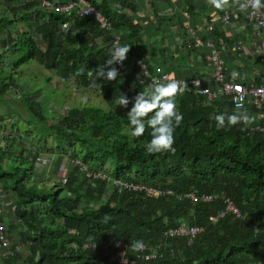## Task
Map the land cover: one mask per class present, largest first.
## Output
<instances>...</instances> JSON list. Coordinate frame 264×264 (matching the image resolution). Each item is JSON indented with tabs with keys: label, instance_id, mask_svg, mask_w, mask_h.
Segmentation results:
<instances>
[{
	"label": "trees",
	"instance_id": "16d2710c",
	"mask_svg": "<svg viewBox=\"0 0 264 264\" xmlns=\"http://www.w3.org/2000/svg\"><path fill=\"white\" fill-rule=\"evenodd\" d=\"M7 1L10 4L0 8V93L11 94L14 86L21 94L28 130L13 129L20 114L6 117L8 122L0 116V127H5V120L9 123L7 131H12L11 138L5 134L0 137V195L13 204L9 237L15 236L14 243L24 246L23 255L3 257V264H117L101 250L84 247L107 239L128 244L137 240L165 242L150 260H142L128 249L126 257L133 264H264V140L258 134L241 132L237 124H228L227 117L233 115L229 101H207L192 92L178 96L183 121L175 131L174 151L158 154H148L144 147L151 138L150 130L139 139L130 135L127 112L132 104L128 109L116 104L122 93L129 99L135 97L139 87L125 92L117 79L95 87L106 108L73 106L50 119L43 101L36 99L39 91L32 93L25 83L19 84L14 70L35 60L65 82L71 78L76 86L89 87L93 80L85 74L93 70L95 84L100 83L95 72L105 65L109 52L92 42L98 27L91 19L75 17L74 13L68 19L66 13L36 7L33 0L24 4L21 0ZM87 1L122 32L123 46L132 49L140 40L138 24L124 12L112 11L108 0ZM183 1L192 8V0ZM67 21L68 28L76 30L63 38L60 24ZM213 33L222 37L215 27ZM36 36L47 44L45 50L37 47ZM219 115L225 116L222 126L216 120ZM48 139L52 143L47 147ZM75 145L83 152L78 153ZM69 148L91 168L108 165V172L116 178L175 192L194 189L223 193L247 216L240 219L226 213L215 224L205 225L204 232L192 241L184 237L166 239L164 232L171 227L183 222L204 223L209 213L222 206L221 202L192 203L188 199L180 201L176 195L155 198L134 191L110 192L103 184L90 187L84 180L77 181L72 168L59 181L45 184ZM45 155L55 157L51 172L34 163ZM106 190L109 194L104 201L96 207L89 204L100 200ZM17 224L16 229L13 225Z\"/></svg>",
	"mask_w": 264,
	"mask_h": 264
},
{
	"label": "built area",
	"instance_id": "2783aa9c",
	"mask_svg": "<svg viewBox=\"0 0 264 264\" xmlns=\"http://www.w3.org/2000/svg\"><path fill=\"white\" fill-rule=\"evenodd\" d=\"M4 0H0L3 8ZM31 0H21V3H25ZM37 1L36 7H43L47 9H53L57 12L70 13L73 12L78 18H89L97 25V31L102 38L108 40V45L111 50L114 44L120 45L121 34L115 30L108 19L98 9L93 7L87 0H65L60 3L58 0H33ZM200 2L205 5H210L207 0H192V2ZM264 3V0H261ZM12 3V2H11ZM245 3V0H230V5L225 10H217V19L213 22V26L209 24L206 27L208 36L204 44L200 42L195 36L194 32L188 29L191 34H182L177 39V46L185 51L195 50L196 61L202 63L207 70L205 75L193 74L190 77H179L172 71H160L159 69L154 73L151 71L149 65L142 61L137 56H127L123 65H114L119 72L118 76L124 75L127 72H137L136 78L144 80L145 85L150 84L151 81L163 80L165 77H171L179 80L185 86L184 92H192L203 97L207 101H222L227 99L230 103L231 112L234 114H247L251 117L253 114H257L260 117V122H254L250 125H244L243 121L237 123L238 129L241 132L258 134L264 140V7L253 10L250 6L241 8L240 4ZM46 13V10H45ZM182 17L185 20H189V15L185 11L182 13ZM220 26L225 27L226 35L229 37H239L233 41L230 46V54L233 59L254 61L256 58H260L263 64V71L260 73L255 72V68L250 70L247 77L241 75L233 79V71H229L224 66V54L227 52V45L221 40L216 38L213 33V28L218 29ZM178 27V26H177ZM175 23L171 26V31L176 34L178 28ZM63 38L70 37L75 28L65 25L61 26ZM221 32V31H220ZM212 34V35H211ZM243 41L249 42L250 46L244 45ZM40 50H45L46 45L42 40L37 42ZM200 49H204V52H200ZM226 51V52H225ZM225 52V53H223ZM256 61V62H257ZM228 71V73L225 72ZM145 73V76L143 75ZM237 72V71H235ZM88 75V71H87ZM89 76V75H88ZM255 76V77H254ZM103 83L108 81L102 79ZM135 84V87L133 85ZM136 83L131 84V89L138 88L141 91L142 88ZM239 87V90L237 89ZM17 91L13 87L10 89ZM239 105V107H237ZM64 161H68L76 172V175L80 180H84L90 187H96L97 185H104L105 189L111 191H134L145 194L148 197L161 198L168 195H176L177 199L182 201L188 199L192 203L197 202H212L219 200L222 206L215 212L209 213L205 222L202 224L182 223L180 225L171 227L164 232L165 238L169 237H184L189 241L194 240L205 230V225L215 224L219 217H222L226 213H230L234 218H245V213L234 203L232 198L228 195L217 191H196L194 189H188L185 191L175 192L169 188H159L149 186L141 182L128 181L122 178H116L111 176L108 172L100 170L98 168H91L77 157L72 156L71 153H65L62 155ZM53 156H39L35 161L43 168L49 170L50 165L53 162ZM69 157V160L67 158ZM64 169L61 171L67 172ZM80 171V172H79ZM80 175H78V174ZM85 191L84 186L82 188ZM4 195H0V199H3ZM0 202V250L3 252V257H13L15 255H23V245H13L2 222V214H10L13 212V204L7 202ZM145 248L143 251L137 252V257L142 260L153 259L159 254L165 246V242L157 243H144ZM84 247L91 250H101L108 258L110 262L117 264H133L132 259L126 257V252L131 247V243L121 242L116 239H107L102 241H93L86 243Z\"/></svg>",
	"mask_w": 264,
	"mask_h": 264
},
{
	"label": "crops",
	"instance_id": "0c3cea01",
	"mask_svg": "<svg viewBox=\"0 0 264 264\" xmlns=\"http://www.w3.org/2000/svg\"><path fill=\"white\" fill-rule=\"evenodd\" d=\"M123 2H125V6H122ZM191 4H192V8L188 9L186 3H184L183 0H125V1L108 0V5L112 11L124 12L126 15H128L129 18L133 19L132 21L136 22L139 26L140 40L134 45L132 49H130L128 56H137L141 58L142 61H144L149 65L153 73L159 69L160 71H172L175 73V75L179 77H190L196 73L205 75L207 73V70L205 69L202 63L196 61L195 50L185 51L177 46L178 37L181 36L182 34H190L188 32V29H190L192 32H194V36L200 42H202V44H204L206 41V37L208 36L206 27L209 24L213 26V22L217 19V15H218L217 9H215L211 5H205L204 3L202 4L201 1L200 2L195 1L192 2ZM185 11L189 15V20H185L182 17V13ZM72 13L73 12L66 13L67 17ZM207 17L209 21H207ZM68 19L70 18L68 17ZM70 21L71 20H69V22ZM69 22L68 21L64 22L60 24V26L63 27L65 25H68ZM173 23H175L176 27L178 26L177 27L178 30L176 34H173L171 31V26ZM217 30L221 31L220 33L222 37H216V38H221L222 41L223 39L227 40L226 42L223 41L227 45L226 48L227 52L226 51H225L226 53L223 52L225 53L223 56L224 66L226 67L227 70L231 72L237 71L242 77H247L252 68H255L256 73L259 72L261 73L263 71L262 62L257 61L260 60V58H256V60L254 61H245L239 59L235 60L231 56L229 52L230 46L232 45L233 41L239 37L240 34L236 37H229L226 35L227 29L225 27L220 26ZM118 32L121 34L120 46H123L122 45L123 34L121 31ZM91 38L94 44L98 45L100 48L106 49L110 54L111 48L108 45V40L102 38L101 35L98 33L91 36ZM40 40H42V38H40ZM44 44L46 45L47 48V44L45 42ZM243 44L250 46L249 42L247 41H243ZM65 47L66 45L64 44V48ZM199 51L204 52V49H200ZM22 73L23 70L19 67L18 71L14 72V74H18V75L17 76L12 75V76L13 77L16 76V78L20 77L21 79L20 75ZM136 75H137L136 71L127 72L124 75L117 76L116 79L118 80L119 83L123 85L124 91L128 92L129 89H131L130 86L131 84L136 83L139 86L138 79L134 78ZM85 76L87 79L89 77V80H94L93 79L94 74H92L91 77L86 74ZM60 79L63 80L62 77H60ZM102 79L103 78H101L100 83L95 84L94 87H99L100 84H105L102 82ZM18 82H20V84H24V83L26 84V81L23 82L22 80L20 81L18 80ZM140 86L141 88L143 87V85ZM96 89L99 91L98 88ZM134 95L136 96L137 93ZM16 96H18V100L16 98L13 99L12 98L13 96H11V94L6 95L0 93V116L4 115V119L6 120V117L10 115L13 116L15 113H17L20 114L21 116H17L14 123H16V121L18 120L24 123L23 115L25 113L23 111L24 110L23 105L20 102L22 101V96L21 95H16ZM20 117L22 120L20 119ZM251 119H252V123L260 122V117L256 113L251 115ZM25 129L26 130H22V131L20 129L17 130H19L20 132H24L28 130V128ZM68 167L66 166L65 170L69 169ZM7 202L11 203L12 201L8 200ZM8 211H10V214H4V213L2 214V222L4 223V227L6 229L7 234H8V226L10 222L14 223V219H12L13 212H11V210ZM1 254L3 257L2 251Z\"/></svg>",
	"mask_w": 264,
	"mask_h": 264
},
{
	"label": "clouds",
	"instance_id": "9594fccd",
	"mask_svg": "<svg viewBox=\"0 0 264 264\" xmlns=\"http://www.w3.org/2000/svg\"><path fill=\"white\" fill-rule=\"evenodd\" d=\"M235 2H239V0H235ZM207 3L221 11L231 6L230 0H207ZM249 6L253 10H258L264 7V3L261 0H245V3L240 4L242 9ZM130 49L131 46L114 44L105 65L96 69V77L99 80L103 78L109 82L116 80L119 72L114 65H123ZM79 71L83 73L84 69H80ZM92 74L93 70H88L90 77ZM143 75L145 76L144 72ZM239 76L238 72L233 71V79ZM139 82L143 87L135 97L129 99L127 94L122 93L116 100V104L125 109H128L129 104H132V107L127 112L129 127L131 129L130 135L133 138L139 139L144 136L147 130H150L151 138L144 144L147 153L172 152L174 151L176 128L183 121V115L178 110L177 97L184 93L185 86L181 81L171 77H165L160 81L153 80L147 86H144V80H139ZM95 83V80H93L89 87H94ZM133 87H135V84ZM239 87L237 86L238 90ZM216 120L218 121V126H222L225 122V116L219 115L216 117ZM227 120L229 125H235L241 121L244 123L252 122V119L247 114H234L228 116ZM144 248L145 244L142 240L131 242L130 249L134 252L143 251Z\"/></svg>",
	"mask_w": 264,
	"mask_h": 264
},
{
	"label": "rangeland",
	"instance_id": "374dc122",
	"mask_svg": "<svg viewBox=\"0 0 264 264\" xmlns=\"http://www.w3.org/2000/svg\"><path fill=\"white\" fill-rule=\"evenodd\" d=\"M8 4H10V2H8L7 0L3 1V5H8ZM0 8H3L1 3H0ZM19 14H21V12ZM30 15H32V13H30ZM38 40H39V36H36L34 38V42L37 43ZM20 68L23 70V73L20 75L21 79L19 77L18 80L19 81L22 80L23 82L26 81V86H28V88H32L33 93H38V91H39L40 95H38L36 97V99L38 101H40V100L43 101V103L45 105L46 114L48 116H50V119H52L51 116H53V114L57 116L58 114L66 113L68 111L69 107H73V106H82L84 104H89V105L101 106L104 108L107 107L106 101L103 99L100 92L95 87H86V86L85 87H82V86L78 87L75 84H73L74 82L71 78L69 79L68 82H65V81L60 79V77L58 76V74L54 70L47 69L46 67H43L42 65H40L35 60H30L27 63L20 65ZM17 71H18V69L14 70V72H17ZM18 83L20 84V82H18ZM16 95H21V94H17L15 91L11 92V96H13L12 98L13 99L16 98L18 100V96H16ZM2 117H4V115H2ZM6 121L8 122L9 119H7ZM7 122L5 123V120H4L3 123H4L5 127H3V129H2V127H0V137H1V135L5 134V135H10V136H8V138H11L12 131H11V129H9V132L7 131L8 124H9ZM251 123H245L244 125H250ZM16 127H17V129H20L21 131L26 130L24 123H22L20 120H18V121H16V123H14L13 129ZM29 134H30V132H29ZM34 140L35 139L32 138L31 145L33 144ZM49 143H52L51 139L47 140V143H46L47 147H48ZM31 145H29V146H31ZM74 147H75V150L78 151V153L83 152L82 147H80L79 145H75ZM69 149L70 150L68 151V153H71L72 150H71V148H69ZM32 151H34V150L32 149ZM32 151H31V153H32ZM71 155L77 157L79 160H81L87 166H89L82 159V157H80L79 155H75L72 153H71ZM27 156H30V155H27ZM52 158L54 161V157H52ZM64 159L62 156L59 168L57 169V171L54 174L51 175V177H49V179H46V181L44 182L45 184H50L51 182L57 181L59 178H63L66 174V172L62 173V171H61L62 169H64V165H66L67 167L69 166L68 167L69 170L71 168H73L71 165H69L68 161L65 162ZM67 160H69V157L67 158ZM34 163L36 164L37 162L34 161ZM52 164H53V162H52ZM52 164L50 165L49 170H48V168L47 169L43 168L39 164L37 167H42L43 171L45 170L46 172H51ZM108 167H109L108 165H105L104 167L98 168V169L108 172V170H107ZM25 168H26V165H25ZM35 171L39 172L38 169H35ZM61 174H64V175H61ZM76 177H77L76 178L77 181H82L79 179V177L77 175H76ZM34 178L37 179V177H34ZM51 191H53V190H51V189L48 190V192H51ZM108 194H109V192L106 190V192L103 193L102 196L100 197V200L94 199V200L90 201L89 204L91 206L96 207L101 201H104L106 199ZM6 200H9V199L8 198L0 199V202H6ZM85 202H86V200H85ZM13 226L16 229H17V227H19L18 224L13 225ZM8 230L12 231L9 229V226H8ZM13 233H14V235H16L15 234L16 232H13ZM9 238H10V241L13 245L17 244V243H14L15 236L13 238H11V237H9ZM18 245H21V243H18ZM22 252H23V249H22ZM3 260L4 259L2 257L1 252H0V264H3ZM18 264H21V262H19Z\"/></svg>",
	"mask_w": 264,
	"mask_h": 264
}]
</instances>
